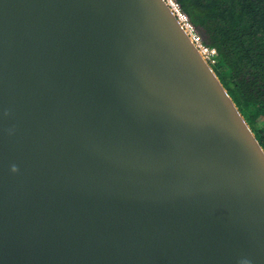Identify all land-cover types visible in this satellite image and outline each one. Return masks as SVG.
<instances>
[{
	"label": "water",
	"instance_id": "1",
	"mask_svg": "<svg viewBox=\"0 0 264 264\" xmlns=\"http://www.w3.org/2000/svg\"><path fill=\"white\" fill-rule=\"evenodd\" d=\"M0 264H264V148L165 0H0Z\"/></svg>",
	"mask_w": 264,
	"mask_h": 264
},
{
	"label": "trees",
	"instance_id": "2",
	"mask_svg": "<svg viewBox=\"0 0 264 264\" xmlns=\"http://www.w3.org/2000/svg\"><path fill=\"white\" fill-rule=\"evenodd\" d=\"M204 42L214 70L264 148V0H176Z\"/></svg>",
	"mask_w": 264,
	"mask_h": 264
},
{
	"label": "built area",
	"instance_id": "3",
	"mask_svg": "<svg viewBox=\"0 0 264 264\" xmlns=\"http://www.w3.org/2000/svg\"><path fill=\"white\" fill-rule=\"evenodd\" d=\"M171 8L174 15L177 17L184 31L187 33L191 41L199 50L202 58L211 66L217 63V49L204 42L199 31L190 21L189 17L182 11L179 3L176 0H165Z\"/></svg>",
	"mask_w": 264,
	"mask_h": 264
},
{
	"label": "rangeland",
	"instance_id": "4",
	"mask_svg": "<svg viewBox=\"0 0 264 264\" xmlns=\"http://www.w3.org/2000/svg\"><path fill=\"white\" fill-rule=\"evenodd\" d=\"M264 123L257 124L259 128L263 127Z\"/></svg>",
	"mask_w": 264,
	"mask_h": 264
}]
</instances>
